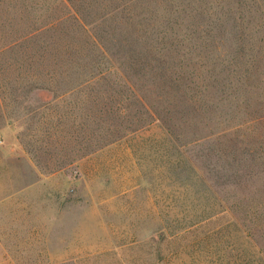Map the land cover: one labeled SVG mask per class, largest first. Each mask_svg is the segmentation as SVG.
<instances>
[{
	"label": "rangeland",
	"instance_id": "rangeland-1",
	"mask_svg": "<svg viewBox=\"0 0 264 264\" xmlns=\"http://www.w3.org/2000/svg\"><path fill=\"white\" fill-rule=\"evenodd\" d=\"M255 1L242 11L248 53L218 78L223 104L203 106L199 133L185 125L179 137L151 123L119 64L71 20L45 49L3 51L0 39V264H264V0ZM229 2L204 5L226 12ZM4 21L5 33L19 28ZM94 62L105 76L80 86ZM190 69L199 88L209 84V58ZM158 92L146 95L161 110Z\"/></svg>",
	"mask_w": 264,
	"mask_h": 264
},
{
	"label": "trees",
	"instance_id": "trees-1",
	"mask_svg": "<svg viewBox=\"0 0 264 264\" xmlns=\"http://www.w3.org/2000/svg\"><path fill=\"white\" fill-rule=\"evenodd\" d=\"M233 1L226 3L229 7L224 12V5L216 4L219 11L212 5L205 6L207 0H181L180 4L176 0H0V22L7 17L13 24L10 28L19 27L10 33L0 29V39L7 41L3 51L26 43L45 49L43 39L50 38L52 32L71 20L102 54L119 64V71L130 81V91L140 104L147 106L151 123L158 121L171 136L179 137L178 133L184 134L185 125L192 126V134L199 133L203 124L196 121L203 106L213 101H218L213 107L223 104V89L228 86L221 85L218 78L233 72L248 53L251 22L246 21L242 11L248 2L256 1ZM247 9L251 13L252 5ZM185 22L192 25L186 26L182 35L179 27ZM4 24L5 21L0 26ZM205 28L208 32L203 34ZM200 58H209V65L213 66L209 84L202 89L190 69ZM95 65L92 63L84 71L89 78L80 86L105 76L102 70L98 74L91 71ZM157 90L158 97L166 101L161 110L146 95Z\"/></svg>",
	"mask_w": 264,
	"mask_h": 264
},
{
	"label": "crops",
	"instance_id": "crops-1",
	"mask_svg": "<svg viewBox=\"0 0 264 264\" xmlns=\"http://www.w3.org/2000/svg\"><path fill=\"white\" fill-rule=\"evenodd\" d=\"M0 222H9V221H7V220H6V218H2V219L0 218ZM4 231L6 232V229H5V230H3V232H4ZM5 237H6V236H5ZM35 252H36V251H35ZM36 253H37V252H36ZM50 254H52V255H53L52 251L50 252ZM64 260H66V259H64V258H63V261H64ZM51 263L53 264V260H52V262H51Z\"/></svg>",
	"mask_w": 264,
	"mask_h": 264
}]
</instances>
